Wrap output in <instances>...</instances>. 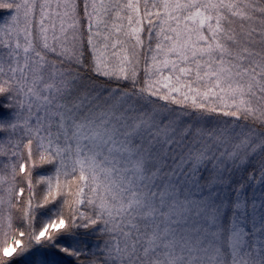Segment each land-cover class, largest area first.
<instances>
[{
	"label": "snow or ice",
	"instance_id": "obj_1",
	"mask_svg": "<svg viewBox=\"0 0 264 264\" xmlns=\"http://www.w3.org/2000/svg\"><path fill=\"white\" fill-rule=\"evenodd\" d=\"M0 264H264V0H0Z\"/></svg>",
	"mask_w": 264,
	"mask_h": 264
}]
</instances>
